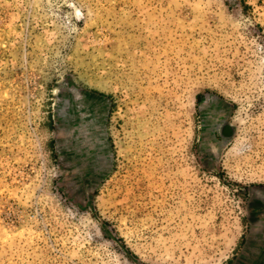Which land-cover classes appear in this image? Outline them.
<instances>
[{
	"label": "rangeland",
	"instance_id": "1",
	"mask_svg": "<svg viewBox=\"0 0 264 264\" xmlns=\"http://www.w3.org/2000/svg\"><path fill=\"white\" fill-rule=\"evenodd\" d=\"M0 264H264V0H0Z\"/></svg>",
	"mask_w": 264,
	"mask_h": 264
},
{
	"label": "flooded vegetation",
	"instance_id": "2",
	"mask_svg": "<svg viewBox=\"0 0 264 264\" xmlns=\"http://www.w3.org/2000/svg\"><path fill=\"white\" fill-rule=\"evenodd\" d=\"M96 135V134H95ZM97 136V135H96ZM98 137V141H99V143H100V147H101V150H102V152L101 153H99V154H103L104 153V149H105V147H103V146H105V143L104 142H102V139H101V135H98L97 136ZM102 145V146H101ZM75 149V151L76 152H79V151H77V148L75 147L74 148ZM93 152H89L88 153V158H90L89 156H90V154H92ZM87 158V157H86Z\"/></svg>",
	"mask_w": 264,
	"mask_h": 264
}]
</instances>
